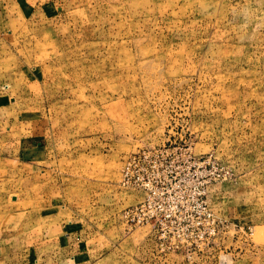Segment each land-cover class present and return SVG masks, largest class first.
Listing matches in <instances>:
<instances>
[{
	"label": "rangeland",
	"instance_id": "374dc122",
	"mask_svg": "<svg viewBox=\"0 0 264 264\" xmlns=\"http://www.w3.org/2000/svg\"><path fill=\"white\" fill-rule=\"evenodd\" d=\"M0 264H264V0H0Z\"/></svg>",
	"mask_w": 264,
	"mask_h": 264
}]
</instances>
